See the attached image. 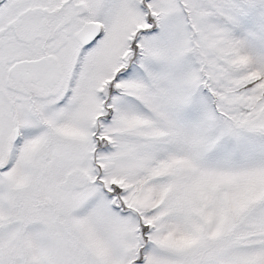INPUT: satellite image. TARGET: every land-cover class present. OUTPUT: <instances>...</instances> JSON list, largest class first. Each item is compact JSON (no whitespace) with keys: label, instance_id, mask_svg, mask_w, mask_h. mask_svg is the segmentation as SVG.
<instances>
[{"label":"snow or ice","instance_id":"snow-or-ice-1","mask_svg":"<svg viewBox=\"0 0 264 264\" xmlns=\"http://www.w3.org/2000/svg\"><path fill=\"white\" fill-rule=\"evenodd\" d=\"M0 264H264V0H0Z\"/></svg>","mask_w":264,"mask_h":264}]
</instances>
